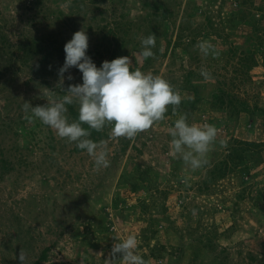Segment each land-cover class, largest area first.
I'll return each instance as SVG.
<instances>
[{
    "label": "rangeland",
    "instance_id": "rangeland-1",
    "mask_svg": "<svg viewBox=\"0 0 264 264\" xmlns=\"http://www.w3.org/2000/svg\"><path fill=\"white\" fill-rule=\"evenodd\" d=\"M34 1L0 0V36L4 35L8 44L17 46L22 35L36 32L30 21L32 15L42 19L38 23L42 28L44 24L54 30L66 28L58 9L67 14L69 3L43 0V4H35ZM163 1L172 16L168 19L157 16L153 24L158 26L150 29L146 26L147 18H143L144 11L150 7L143 8L140 0H106L100 3L105 11L97 17H104L101 22L112 25L134 21L120 31L122 34L126 31L125 39L130 42L126 56L130 57L132 67H139L136 61L142 51L133 46L143 37L156 35L159 43L152 48L154 56L149 57L152 63L140 70L162 75L182 97H200L188 120L200 125L212 124L218 129L217 141L208 154L212 163L207 167L226 159V149L234 138L264 142V116L257 109L264 108V54L261 53L264 46L255 45L257 61L246 70L247 57L257 36L264 35V29H254L257 18L264 25V9L255 7L259 2L264 6V0H248L251 5L244 0ZM241 6L245 14L240 11ZM44 13L48 14L47 19ZM85 21L89 22L88 17ZM180 25L185 26L184 40L195 36L196 44L189 53L177 47L175 55L170 53V45L167 54L162 55L166 50L164 37L171 36L174 40ZM91 30L95 32L96 26ZM71 33L67 29L65 34ZM96 36L90 34L87 50L93 48ZM202 40L215 45L220 53L218 58L201 54L197 44ZM2 44L0 41V52L4 55L0 61V83L4 80L3 86L0 85V122L13 125L12 129L3 127L0 150L3 149L14 169L2 175L0 172V264H18L16 255L20 250L27 253L25 264H33L40 250L48 245L47 258L38 264H105L113 243L129 233L138 236L137 251L146 264H264V147L259 160H245L243 177L240 173H230L210 182L209 188H200L207 167L190 172L182 160L169 155L171 137L167 129L177 118L172 112L134 140L111 139V128L106 127L108 136L97 143L107 142L110 164L97 169L86 150H73L75 143L58 137L38 119L25 121L27 127H34L28 139L24 133L15 132V120L25 116L22 110L25 101L36 106L47 103L52 95L58 97L59 91L55 90L59 87L58 70L49 79L51 84L45 85L31 72L36 57L29 62L17 59L9 63V49H4ZM86 54L97 67L104 60L119 57L109 51L103 55ZM202 67L211 73L212 79L206 80L200 74ZM69 73L73 76L71 81L66 79ZM64 75V90L69 84L82 83V73L75 67ZM189 82L196 86L195 92L188 87ZM180 84L188 86L183 89ZM224 92L225 101L220 102L218 97ZM228 96L247 102L249 110L237 111L235 104L227 102ZM236 104L242 103L236 101ZM220 140L227 141L226 148L220 145ZM50 144L54 145L53 150ZM19 154L27 155L28 159L23 173L16 163ZM138 165L152 170L151 176L148 175L151 190L139 186L131 191L125 183H120V174ZM185 177L187 184L183 182ZM156 188L166 189L167 194ZM81 193L85 195L80 196ZM119 196L123 199L114 206ZM69 200L72 207L67 210L65 204ZM140 200L150 207L144 209ZM157 219L161 221L155 223ZM106 226L109 230L101 231ZM208 230L216 234L215 247H206L199 241ZM145 235L150 237L146 239ZM152 246L156 249L155 256L150 253Z\"/></svg>",
    "mask_w": 264,
    "mask_h": 264
},
{
    "label": "clouds",
    "instance_id": "clouds-1",
    "mask_svg": "<svg viewBox=\"0 0 264 264\" xmlns=\"http://www.w3.org/2000/svg\"><path fill=\"white\" fill-rule=\"evenodd\" d=\"M156 44V35L141 38L143 58L153 57L152 48ZM197 47L205 57L218 58L220 53L210 41H199ZM88 36L81 29L75 31L72 38L64 44L65 59L58 69L59 87L62 96H50L43 105L32 106L28 101L22 105L24 118L29 121L38 119L50 127L62 139L73 142L79 149L94 159L97 169L107 168L108 145L106 141L97 143L90 139L91 131L101 132L106 126L111 128V139L125 138L134 140L140 133L149 131L155 124L165 119L169 106L177 118L168 127L169 155L183 161L187 170L195 172L209 163L208 154L217 141L218 129L215 125L189 123L186 113H179L182 97L180 91L162 75L144 72L132 68L129 56H119L111 61L104 60L97 67L86 54ZM38 68L39 65L37 64ZM72 67L82 73V83L69 84L63 89L65 73ZM200 74L212 79L206 68ZM71 81L73 76L66 77ZM191 100L192 97H186ZM78 105V118L70 120L67 105ZM87 125L85 128L82 125ZM222 147L227 141L220 140ZM188 183V178L183 180ZM116 239V238H114ZM138 236L129 233L113 243L105 264H146L138 253ZM27 253L20 250L16 255L18 264H25Z\"/></svg>",
    "mask_w": 264,
    "mask_h": 264
},
{
    "label": "trees",
    "instance_id": "trees-1",
    "mask_svg": "<svg viewBox=\"0 0 264 264\" xmlns=\"http://www.w3.org/2000/svg\"><path fill=\"white\" fill-rule=\"evenodd\" d=\"M60 1H66L69 3V12L67 14H62V10L58 9V12L61 13L62 16L59 15V17H62L63 19V24H65V29L64 30H54L49 26V24H44V28L42 26H38L40 23L39 21H42V19H35V15H32L30 17L31 24L34 25V30H36L35 33H32L30 31V34H25L22 35L21 38L19 39V43L17 46H14L9 42L5 41L6 37L4 35L0 36V41L3 43L2 45L4 46V49L7 47L9 50V56H8V62L11 63L12 61H16L17 59H22L24 62H29L31 59H35L36 57V64L31 67V72L33 73L36 78L39 80H42L45 85H50L51 81L49 80L50 78H53L54 71L59 69L65 59V52H64V44L69 41L72 38V35L75 31L83 29L86 32V35L88 36V42H89V37L90 34L94 33L96 34V41L92 43L93 48L88 49L86 52L88 54L92 52H96L98 55H103L104 51H109L111 53L119 54V56H126L129 54V44L125 39L124 34H126V31L124 34L120 33V31H124L125 29L128 28V26H131L134 24V21L131 19L128 20V22H116L115 25L111 24L110 22H101L104 20V17L100 16L99 18L97 15H101L105 9H103L100 5V3L106 1V0H54V2H60ZM248 1V0H244ZM249 2V1H248ZM34 3L36 4H43V0H35ZM140 4L142 5L143 8L147 9L149 6V10H145L144 14V20L147 18L146 26L148 29L154 28L158 26L156 23L155 25L153 24L155 21L153 19H157V16H161L164 19H168L172 16V12L169 11L168 7L165 5L163 0H140ZM251 5L252 2H249ZM257 10H262L264 9V6L259 2L257 6H255ZM42 11V10H40ZM240 11L244 13L243 8L241 6ZM39 12V9L36 10V13ZM35 13V14H36ZM245 14V13H244ZM263 15V14H262ZM43 17L47 19L48 14L44 13ZM88 17L89 22L85 21L86 18ZM261 17V16H260ZM152 18V19H150ZM260 21L259 18L255 20V26L254 29H264V25L260 24L258 22ZM85 21V22H84ZM107 21V20H106ZM250 23V21H247ZM254 23V22H253ZM258 25V26H257ZM93 26H96V31L93 32L91 29ZM139 27V26H138ZM120 28V29H119ZM67 29L72 30V33L67 36L65 33ZM181 30V31H180ZM180 30L178 31L176 37L174 40H171V36L164 37L166 41V50L162 53V55L167 54V50L169 49V46L171 45V50L170 53L172 55L177 54V47H181L183 52L189 53V49L196 44L195 36H192L190 40L185 41L183 38V31H185V26L180 25ZM264 33V32H263ZM67 36V37H66ZM114 38V40H113ZM135 42V41H134ZM132 43V41H131ZM137 42V46H133L135 49H139L140 51L142 50V46L139 45ZM159 43L158 38H156V44ZM255 45H262L264 46V35L262 36L261 34L257 36L256 42L253 45V49L251 48V53L247 57L248 63L246 70L251 67V64L255 63L257 61L256 56H255V51L256 47ZM93 49V50H91ZM11 50V51H10ZM142 52V51H141ZM16 54L17 58L13 55ZM262 55L264 54V49L261 50ZM4 55L0 52V61L1 58ZM141 56V54H140ZM139 56V57H140ZM142 58V59H141ZM150 58H143L142 56L138 58L136 61L137 65H139V69H145L149 67V63L151 64L152 62L150 61ZM143 61V62H142ZM39 65L37 68L36 65ZM135 69L136 67H132ZM188 73H191L188 72ZM32 77V76H31ZM189 77V76H187ZM33 78V77H32ZM185 81H188V78H185ZM4 80L2 81V84L0 85L3 86ZM190 85L186 84H180V88H187L191 87L192 90L195 92L196 91V86H194L193 83L189 82ZM59 91L58 96H62L65 93H63L61 90H59V87H56L55 90ZM2 90V87L0 86V91ZM227 94L224 92L221 95H219V101L223 102L225 101V96ZM186 97H189L186 96ZM200 100V97L195 95L191 100L184 98L181 101V104L178 108L179 113H186L188 116V119L191 118L193 115V112L196 108V105L198 104ZM236 101L242 103L240 104L241 106H237ZM227 102H229L231 105L235 104L237 107V111H239L241 108H244L245 110H249V105L247 102L241 101L237 96H228ZM254 107H257L255 104ZM68 108V116L70 120H75L78 118V105L73 104V105H67ZM258 112L260 111L261 115L264 116V108H258ZM172 113V106H169L168 111L165 115L171 114ZM20 114V113H19ZM22 115V114H20ZM10 120H13L11 118ZM26 119L24 117L18 118L15 120L17 124V128L15 130L16 133L22 132L24 133L26 139H28L29 135H32L34 133V127L30 126L27 127L25 125ZM190 123V121L188 120ZM39 122H36V125ZM13 123H6L4 120L0 122V133L4 128H9L12 129ZM83 127L87 128L88 126L82 125ZM108 127V126H106ZM105 127V129L101 132H96L95 130H90L91 131V136L90 139L94 141H99L101 139H104L105 137L108 136V130ZM37 136V135H36ZM127 144V142H125ZM1 144V142H0ZM51 148L54 149V145L50 144ZM125 146H123L124 148ZM264 147V142L263 141H254V140H243V139H233L231 141L230 146L226 149V159H219L215 162L210 167H207L209 163H212V161H209L206 169V176L204 180L202 181V185L200 188L205 187L206 189L210 187V182L216 181L218 179H221L225 176H228L230 173H240V175L243 177L244 169L246 166V162L249 159L252 160H259V153L261 149ZM122 149V148H121ZM125 149V148H124ZM73 150H82L79 149L76 144L73 147ZM1 151V157H0V172L1 175L4 174L5 172L9 170L14 169V165L10 159L6 158L5 154L3 153V149ZM20 156V157H19ZM27 155L21 156L20 154L17 157V164L19 165V170L21 173L23 171H26V164L28 163V159L26 157ZM246 160V162H245ZM20 173V174H21ZM152 170L150 168H141L140 165L134 167V169L127 168L126 171H123L120 176L119 180L120 183H125V185L128 186V189L131 191H135L139 186H143L146 189H150V179H148V175L151 176ZM155 177H157V174L154 172L153 173ZM153 185V184H152ZM158 189V188H156ZM160 193L162 194H167L166 189H158ZM85 195V193H81L80 196ZM79 196V198H80ZM122 200L123 197L119 196L118 199L114 201V206L118 204V201ZM78 200V199H77ZM140 202H143L142 207L144 209H147L150 207L149 204H146L144 200H140ZM151 203H153V200H151ZM41 203L38 204L40 207ZM67 207V210H69L72 207L71 200L67 201L65 204ZM76 204H74L75 206ZM71 206V207H70ZM37 207V206H36ZM38 207V208H39ZM45 207V206H44ZM53 211V210H52ZM47 211H44L46 213ZM74 214V213H72ZM117 217V216H116ZM96 219V216H95ZM161 220H155V223H159ZM108 224H111V221L108 219ZM109 226L106 227H101V231H108ZM213 230H208L204 235L203 238H200L199 241H201L202 244H204L206 247H215L216 245L214 244V239L216 237V234L213 233ZM152 233H155V230L152 231ZM146 239H148L150 236H144ZM164 247V245L162 246ZM50 250V245L44 246L38 255L36 256V259L32 262L33 264H38L40 261L45 260L48 256V252ZM156 249H154V246L150 247V253L155 256ZM250 255V254H249ZM159 256V255H158ZM180 257V255L178 256ZM249 257L255 258L254 255H250Z\"/></svg>",
    "mask_w": 264,
    "mask_h": 264
}]
</instances>
